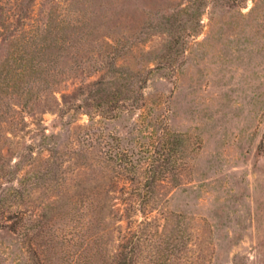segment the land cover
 I'll list each match as a JSON object with an SVG mask.
<instances>
[{"label": "rangeland", "instance_id": "1", "mask_svg": "<svg viewBox=\"0 0 264 264\" xmlns=\"http://www.w3.org/2000/svg\"><path fill=\"white\" fill-rule=\"evenodd\" d=\"M33 5L53 27L57 16L78 19L72 23L82 34L58 63V99L74 91L77 102L93 103L98 94L121 89L136 109L95 115L96 123L138 147L137 86L146 76L148 118H162L182 133L179 181L158 187L172 213L170 226L184 229V248L165 264H264V0H34ZM90 81L95 82L84 85ZM80 84L83 90H76ZM87 122L80 110L60 115L56 107L17 110L0 122V264L39 259L59 264L57 238L48 242L46 225L41 226L45 204L63 200L50 197L53 190L94 183L100 151L90 152L87 168L65 153ZM42 132L59 133L44 144H64L62 164L47 171V151L38 145ZM18 158L24 161L15 169ZM9 184L26 187L21 203L2 198ZM53 212L48 231L55 233L63 219ZM20 215L23 221L17 222Z\"/></svg>", "mask_w": 264, "mask_h": 264}, {"label": "trees", "instance_id": "2", "mask_svg": "<svg viewBox=\"0 0 264 264\" xmlns=\"http://www.w3.org/2000/svg\"><path fill=\"white\" fill-rule=\"evenodd\" d=\"M33 3L34 0H0V122L17 110L33 112L56 107L60 115L80 110L88 115V122L76 131L65 153L76 158L79 168H87L90 152L100 151L93 184L77 183L73 188L53 190L50 197L60 196L63 200L58 205L53 201L45 204L46 220L41 226L46 225L44 235L48 242L57 238L58 263L165 264L171 257H179L184 248V229L170 226L172 213L164 208L166 198H162L158 187L164 181H179L182 133L172 130L162 118H148L143 110L142 92L146 76L139 79L137 86L141 99L138 107L142 108L138 114L139 134L135 136L138 147L137 141L129 142L126 135L104 132L96 123L95 115L108 118L136 109L137 106L126 102L121 89L119 93L98 94L93 103L77 102L74 91L61 92L58 99L54 89L60 81L58 63L65 54L63 50L73 46L82 34L72 23L76 18L67 21L57 16L53 27L49 16H38ZM91 82L95 81L84 85ZM83 88L80 84L76 90ZM108 108L115 109L113 114H108ZM42 136L38 145L47 151V171L62 164L63 142L44 144L45 138L59 136L56 132H42ZM31 147L28 145L30 155ZM22 161L18 158L14 162L15 169ZM17 180L21 182V178ZM4 194L2 198L19 204L26 187L9 184ZM54 209L63 219L55 233L48 231ZM19 217L17 222H22L23 215ZM34 264L45 262L39 259Z\"/></svg>", "mask_w": 264, "mask_h": 264}]
</instances>
